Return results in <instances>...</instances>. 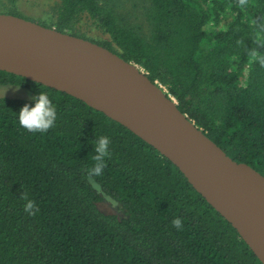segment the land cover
I'll list each match as a JSON object with an SVG mask.
<instances>
[{
  "label": "trees",
  "instance_id": "1",
  "mask_svg": "<svg viewBox=\"0 0 264 264\" xmlns=\"http://www.w3.org/2000/svg\"><path fill=\"white\" fill-rule=\"evenodd\" d=\"M5 1L0 13L25 19ZM49 1L53 19L25 20L137 65L230 159L264 177V0H140L144 29L109 0ZM82 17L106 37L85 36ZM0 86L46 93L57 114L47 132L32 133L16 114L35 101L0 98V264H261L178 168L128 129L25 78L0 71ZM101 136L110 156L93 186ZM103 202L119 213L101 212Z\"/></svg>",
  "mask_w": 264,
  "mask_h": 264
},
{
  "label": "water",
  "instance_id": "2",
  "mask_svg": "<svg viewBox=\"0 0 264 264\" xmlns=\"http://www.w3.org/2000/svg\"><path fill=\"white\" fill-rule=\"evenodd\" d=\"M0 71L64 92L128 129L178 168L264 264V177L230 159L140 67L90 41L0 13ZM54 74L72 89L49 84Z\"/></svg>",
  "mask_w": 264,
  "mask_h": 264
},
{
  "label": "rangeland",
  "instance_id": "3",
  "mask_svg": "<svg viewBox=\"0 0 264 264\" xmlns=\"http://www.w3.org/2000/svg\"><path fill=\"white\" fill-rule=\"evenodd\" d=\"M6 3L0 0V4ZM121 16H124L133 26L144 27V17L142 15L140 0H109L108 2ZM11 6L21 14L25 19L40 20L48 22L55 17L57 2L49 0H15ZM34 23V22H33ZM76 27L84 32L85 36L94 39H104L106 36L95 30L86 17L80 18ZM159 85V84H158ZM167 93L166 89L159 85ZM170 96V95H169ZM171 97V96H170ZM0 98L10 99H29L30 94L27 91L11 86H0ZM173 99V98H172ZM175 102V100L173 99ZM101 212L106 214L119 213L116 205L109 202H103L98 205Z\"/></svg>",
  "mask_w": 264,
  "mask_h": 264
},
{
  "label": "clouds",
  "instance_id": "4",
  "mask_svg": "<svg viewBox=\"0 0 264 264\" xmlns=\"http://www.w3.org/2000/svg\"><path fill=\"white\" fill-rule=\"evenodd\" d=\"M31 99L35 101V105L30 107L25 104L16 114L19 125L32 133H45L52 128L57 119L56 108L52 101L49 99L46 93L40 92L38 96H34ZM110 139L108 137L101 136L95 147V155L93 156L94 167L90 169L88 176V182L95 186V181L92 179V174L96 176L101 175L103 169L106 167V161L103 160L105 156H110L108 152V146ZM21 199L28 202L24 206V211L29 215H35L39 209L36 207L33 201L28 200L27 194L24 193ZM35 208V211L32 209ZM172 224L177 229L182 227V221L180 218H174Z\"/></svg>",
  "mask_w": 264,
  "mask_h": 264
},
{
  "label": "bare ground",
  "instance_id": "5",
  "mask_svg": "<svg viewBox=\"0 0 264 264\" xmlns=\"http://www.w3.org/2000/svg\"><path fill=\"white\" fill-rule=\"evenodd\" d=\"M48 83L49 84H52V85H55V86H60V87H63V88H71V85L69 83V81L66 80V78L62 77L61 75L59 74H54L52 75L49 80H48ZM85 100L91 104L92 106L94 107H97V108H100V106L95 103L92 99L90 98H85Z\"/></svg>",
  "mask_w": 264,
  "mask_h": 264
}]
</instances>
